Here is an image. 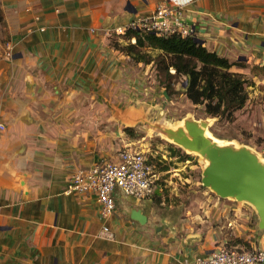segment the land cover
<instances>
[{"label":"crops","instance_id":"obj_1","mask_svg":"<svg viewBox=\"0 0 264 264\" xmlns=\"http://www.w3.org/2000/svg\"><path fill=\"white\" fill-rule=\"evenodd\" d=\"M177 3L210 51L264 64V0H0V264H193L224 243L248 249L253 209L242 219L210 192L178 218L157 204L161 189L118 193L108 217L94 194L67 192L73 172L105 159L68 116L93 115L88 102L130 58L114 29Z\"/></svg>","mask_w":264,"mask_h":264},{"label":"rangeland","instance_id":"obj_2","mask_svg":"<svg viewBox=\"0 0 264 264\" xmlns=\"http://www.w3.org/2000/svg\"><path fill=\"white\" fill-rule=\"evenodd\" d=\"M116 41L120 45L127 43L115 38L113 45ZM150 44L143 51L157 60L163 51ZM124 59L125 66L117 74L116 83L109 85L108 94L96 92L95 98L88 102L94 109L93 115L68 116V119L79 125L80 132L86 131L98 156L116 158L125 147L145 152L159 177L162 195L156 201L161 208L170 207L178 218L183 211L202 210V200L208 192L218 195L202 181L209 160L177 143L171 135L172 131L178 132L174 127L182 121L204 126L211 137L221 142L222 148L230 146L255 153L264 165V73L256 64L241 57L233 60L239 63L231 69L248 77L249 98L232 116H214L206 112L204 104H195L188 98L185 75L170 77L158 61L140 63L126 56ZM174 71L172 68L171 72ZM222 198L238 205L241 218L242 211L253 209L254 239L245 244L248 249L264 248V228L259 226L256 207L247 200Z\"/></svg>","mask_w":264,"mask_h":264},{"label":"built area","instance_id":"obj_3","mask_svg":"<svg viewBox=\"0 0 264 264\" xmlns=\"http://www.w3.org/2000/svg\"><path fill=\"white\" fill-rule=\"evenodd\" d=\"M141 32L153 31L159 35L179 34L195 35V28L184 19L182 5L175 8L167 4L158 5L150 15L131 19L126 24L114 29L117 34H125L128 30ZM136 42V37H131ZM7 55H12V45L7 43ZM0 127L4 126L0 124ZM158 174L154 163L145 152L125 147L120 150L118 158L100 159L93 165L76 170L67 183L69 193H92L100 205L101 214L110 216L117 206L118 193L139 200L153 198L158 189ZM105 237L113 238L114 233L109 226L102 229ZM264 248L246 249L224 243L207 256H197L193 264H263Z\"/></svg>","mask_w":264,"mask_h":264},{"label":"trees","instance_id":"obj_4","mask_svg":"<svg viewBox=\"0 0 264 264\" xmlns=\"http://www.w3.org/2000/svg\"><path fill=\"white\" fill-rule=\"evenodd\" d=\"M132 36L136 37V42L126 41L127 43L120 45L116 41L114 45L135 61L162 63L170 77L185 75L187 78L184 85L188 98L195 104H204L208 114L232 116L246 104L249 98L246 88L248 77L243 72L231 69L239 61H231L216 51H210L204 42L195 39V35H159L153 31L131 29L125 33L124 38L130 39ZM149 44L163 51L157 60L143 51ZM256 67L264 73V64ZM172 68L175 69L174 72H171Z\"/></svg>","mask_w":264,"mask_h":264},{"label":"water","instance_id":"obj_5","mask_svg":"<svg viewBox=\"0 0 264 264\" xmlns=\"http://www.w3.org/2000/svg\"><path fill=\"white\" fill-rule=\"evenodd\" d=\"M195 39L204 42L198 36ZM186 127L187 132L180 129L172 131L171 135L177 143L198 151L209 160L202 178L204 185L211 187L220 197L250 201L260 216V228H264V165L257 155L247 149L222 148L206 135L204 126L195 122H188ZM133 217L146 220L140 211H135Z\"/></svg>","mask_w":264,"mask_h":264},{"label":"bare ground","instance_id":"obj_6","mask_svg":"<svg viewBox=\"0 0 264 264\" xmlns=\"http://www.w3.org/2000/svg\"><path fill=\"white\" fill-rule=\"evenodd\" d=\"M174 129H184L185 132H187V127H186V123L184 121H182L178 126H176V128L174 127ZM206 135L215 143H217L218 145H221V142H219V140H215L213 137H211L208 134V130H206ZM231 198V197H230Z\"/></svg>","mask_w":264,"mask_h":264}]
</instances>
